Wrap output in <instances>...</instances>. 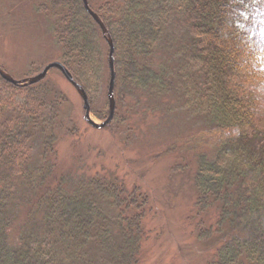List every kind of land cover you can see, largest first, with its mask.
<instances>
[{
  "label": "trees",
  "instance_id": "obj_1",
  "mask_svg": "<svg viewBox=\"0 0 264 264\" xmlns=\"http://www.w3.org/2000/svg\"><path fill=\"white\" fill-rule=\"evenodd\" d=\"M88 6L113 43L115 102L131 96L138 106L148 98L168 112L177 102L212 125L199 142L214 156L199 155L193 177L200 225L209 209L217 212L209 233L198 236L212 239L208 264H264V131L253 118L264 92V0H103ZM36 8L44 17L48 8L56 21L59 62L90 103V88L104 81L107 89L109 78L98 26L81 0H44ZM169 35L176 41L168 44ZM57 99L43 81L17 87L0 78V264H136L144 236L137 208L146 206L137 193L125 196L116 184L94 178L69 190L51 175L46 129L56 122ZM103 112L95 114L100 121ZM35 137L44 162L31 166ZM18 186L34 192L23 219L33 220L36 233L17 234L11 226Z\"/></svg>",
  "mask_w": 264,
  "mask_h": 264
},
{
  "label": "rangeland",
  "instance_id": "obj_2",
  "mask_svg": "<svg viewBox=\"0 0 264 264\" xmlns=\"http://www.w3.org/2000/svg\"><path fill=\"white\" fill-rule=\"evenodd\" d=\"M42 1L0 0V69L15 81L33 77L46 65L60 61V38L53 29L56 21L48 8L42 11L46 17L36 8ZM88 2L96 7L103 0ZM174 26L171 29L178 36V25ZM173 35L167 38L168 44L176 41ZM42 81L58 98L56 122L46 129L52 142L50 157L54 158H50L51 175L69 190L78 182L94 178L116 184L125 196L137 193L138 202L146 206L137 208L144 215V236L136 264H208L214 251L212 239L207 242L198 236L200 232L209 233L217 212L209 209L200 225L193 177L198 156H214L210 146L203 147L199 142L200 136L211 129L210 122L203 116L190 115L177 102L169 104L168 112L160 103H149L148 98L137 106L127 96L122 103L115 102L111 123L95 130L83 120L81 99L59 71L51 69ZM90 90L89 116L101 123L95 114L107 111L105 82L101 81L97 90ZM259 96L253 118L258 129L264 131V92ZM40 143L38 137L29 142L31 166L44 162ZM14 194L13 230L17 234L36 233L33 220L23 219L32 206L29 203L34 192L18 186ZM109 213L105 216H112Z\"/></svg>",
  "mask_w": 264,
  "mask_h": 264
},
{
  "label": "water",
  "instance_id": "obj_3",
  "mask_svg": "<svg viewBox=\"0 0 264 264\" xmlns=\"http://www.w3.org/2000/svg\"><path fill=\"white\" fill-rule=\"evenodd\" d=\"M81 1H82V5L86 13L91 17V19L98 26L101 32L102 38L107 46V51H108L107 52V67H108L109 78H108V85H107V90H106L108 110H107L106 119L104 121H102L101 123H95L94 121L90 119V116H89L90 106H89V102H88L85 92L73 81L69 72L59 62L50 63L46 65L45 67H43L41 71L35 76L25 78L20 81L13 80L9 75H7L5 72H3L0 69V78L12 86L27 87V86H30V85H33V84H36L42 81L51 69H55L59 71L60 74L63 76V78L75 89V91L79 95L81 99V103H82V110L84 113L83 120L85 121V123L95 130H101L110 124V122L113 119V115L115 111V100L113 96L114 81H115V73H114V67H113L114 47H113V43L110 38V35L105 29V27L103 26L101 20L96 16L95 13H93L89 9L87 0H81Z\"/></svg>",
  "mask_w": 264,
  "mask_h": 264
}]
</instances>
